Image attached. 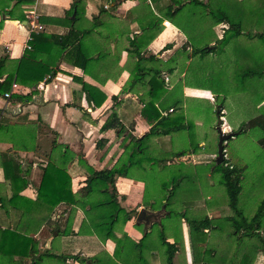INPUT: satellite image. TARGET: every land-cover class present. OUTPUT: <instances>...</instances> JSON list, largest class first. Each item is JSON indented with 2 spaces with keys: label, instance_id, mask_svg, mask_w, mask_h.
Returning <instances> with one entry per match:
<instances>
[{
  "label": "trees",
  "instance_id": "16d2710c",
  "mask_svg": "<svg viewBox=\"0 0 264 264\" xmlns=\"http://www.w3.org/2000/svg\"><path fill=\"white\" fill-rule=\"evenodd\" d=\"M89 1L96 6V12L89 15L85 12V0H72L60 17L38 14L39 23L58 22L65 27L64 30L61 32L31 30L26 41L28 46L23 48L19 57L8 59L0 56V77L4 74L0 79V94L8 91L12 82L31 86L49 78L58 69L60 60L77 66L83 73L102 82L109 76L115 77L124 66L123 64L120 67L118 64L121 48L130 57L129 75L121 85V91L127 89L136 94L137 102L142 104L137 111L149 123V127L139 137L131 135L122 120V112L120 114L118 111V107L121 108L127 100L122 102V98L111 94L110 111L99 126V131L113 128L116 135H122L123 150L114 163L109 167L94 169L83 158L76 157V162L85 169V177L84 183L75 191H71L70 177L63 169L49 161L42 168L36 199L48 202L49 208L60 201L71 205V210L79 208L83 213L80 230L85 229L94 233L100 241L106 238L114 241L111 255L102 251L101 254L89 257H79L77 254L70 256L81 264H136V261L139 264L149 260V257L146 259L143 254V247L146 245L160 249L166 264H180L174 262L176 256L174 252L181 250L182 240L173 238L172 241H168L166 228L175 224L179 225V219L182 218L187 224L189 243L193 253L191 264H212L210 261L224 224L232 226L233 237L223 264H253V257L257 252L264 254V199L250 215L245 214L243 207L238 205L242 178L240 166L227 163L226 159L219 163L213 160L209 164L212 166V171L219 172L218 181L224 186L225 204L230 213H224V208H221V213L217 215H208L205 212L199 217V215H192L194 212L191 214L187 212V205L181 206L180 210L172 208L171 197L176 189H179L177 186L182 184V180L177 177L181 173L180 169L185 170L182 162H173V157L184 154L188 147L151 154L148 141L151 136L177 132L181 127L190 128L189 124L192 123L185 121L183 114L175 113L176 109L162 113L156 107V101L166 90L162 72L171 71L172 67L168 69L165 66L163 69L162 66L167 64V61H162L156 53L142 55L140 51L143 36L147 35V31L154 23L156 34L160 30L159 24L163 18H167L182 31H185L182 23L191 24L194 27L200 23L213 24L222 21L227 25L220 37L214 36L213 46H208L206 43L193 44L192 37L200 38L203 35L201 30H193L192 35H189L191 44L187 47L185 44L182 45L177 53H183L186 58L209 52L219 54L230 39L233 40L238 35L249 36L252 39L249 44H233L231 47L236 54L248 55L249 58L241 57L234 62H227L226 65L232 66L231 69L239 85L247 88L249 93L264 89V0H153L155 16L150 17L149 21L145 19L137 33L127 27L119 29L117 25L111 24L106 19L110 15L107 5L115 0ZM2 2L4 4L1 7L4 8V6L7 7L9 0H0V3ZM31 2L33 0H14L12 7L6 9V13L13 16L12 10L16 5ZM150 5L144 2L140 7L145 11L147 9L151 14ZM114 7L113 4L112 8ZM248 8L249 11H247ZM15 18L25 19L23 9ZM120 36L126 40V44L117 47L118 45H115L118 44ZM111 41L116 43L114 45L117 48L116 52H111ZM169 45L165 43L160 50ZM183 65L184 62L179 63V70L183 69ZM194 65L196 66L190 59L188 68ZM199 65L196 66L197 69ZM195 75L201 80L205 78L200 73ZM75 78L80 82L86 101L91 106L101 104L105 93L97 85L81 77ZM7 97L13 101H23L27 93L18 95L9 91ZM223 106V100L216 101L215 110H218L219 115H223L221 111ZM263 106L264 93L259 97V107ZM250 125L258 127L263 132L259 140L264 146V109L246 121H240L238 126L230 131L241 132ZM125 138H128L127 142H124ZM105 140L104 137H97L95 148H100ZM198 146L196 141L193 148ZM175 164L177 166L173 167ZM155 165L167 173L175 170L179 173L170 174L173 182L161 194L158 191L155 192V186L149 192L148 183L142 178V174L149 173V176L153 177L151 182L154 180L155 183ZM116 176H128L143 181L142 203L150 210L160 211L159 217L151 219L155 216V212H150L137 218V212L134 209L122 206L117 200L114 185ZM188 177L187 173H182L180 176L185 180ZM132 216H134V225L141 230V236L137 240L131 238L122 229L124 222ZM115 231H118V234ZM222 238L220 246L224 243L225 235H222ZM175 243H179L180 246ZM27 255H30L32 263L36 264L43 255L65 259V255L50 251L37 254L32 252Z\"/></svg>",
  "mask_w": 264,
  "mask_h": 264
},
{
  "label": "crops",
  "instance_id": "0c3cea01",
  "mask_svg": "<svg viewBox=\"0 0 264 264\" xmlns=\"http://www.w3.org/2000/svg\"><path fill=\"white\" fill-rule=\"evenodd\" d=\"M71 1L33 0L31 3L16 5L12 10L13 16L7 14L6 9L12 7L14 0H9L7 7L4 6V8L1 7L4 3H0V56L8 59L17 58L25 47L31 31L28 20L15 18L22 9L25 13L27 9L34 7L39 15L60 17ZM85 1L86 14L96 12L95 4L89 0ZM144 2L151 4V14L147 9L145 11L140 7ZM110 4L111 1L107 8ZM114 5V8L112 6L108 8L110 15L106 19L111 24L117 25L119 29L127 27L137 33L145 19L149 21L150 17L155 16L153 0L152 2L151 0H115ZM41 24L47 31L61 32L65 28L58 22ZM226 25L222 21L213 24L200 23L194 27L191 24L182 23L183 30H185L182 31L167 18H163L159 24L160 30L156 34L154 23L151 28L153 30L149 29L147 35L143 36L140 53L142 55L156 53L162 61H167V64L162 66L163 69L165 66L168 69L172 67L171 71L162 72L166 90L155 103L160 112L175 110L177 107L183 110L186 108V117L189 119L192 117L191 109L194 106H191L188 100H193L192 103H195L200 99H205L215 104V95L221 94V100L224 102L225 97L222 93L213 92L207 86H197L188 80L185 82V77L196 73L203 75L206 71L199 68L203 61H210L212 57L215 60L217 57L220 62L223 61L219 66L226 65L225 62H234L241 57L249 58L248 55L236 54L231 47L233 44L247 45L252 39L249 36L238 35L235 39H230L217 56L209 52L201 56L186 58L183 53L177 52L182 45L185 44L187 47L191 44L189 35H192L193 30H201L203 34L200 38L192 37L193 44L214 45V36L220 37ZM165 43H169V47L160 50ZM115 44V41L110 42L111 52L117 51ZM125 44L126 40L120 36L115 46L122 47ZM165 51L168 53L164 54ZM129 58L126 51L121 48L118 64L120 67L123 64L124 66L115 77L109 76L102 82L83 73L77 66L60 60L54 74L39 81L36 85L26 86L17 82H14L13 87L10 85L8 91L18 95L27 93L25 100L13 101L0 94V232L9 231L0 233V264H36L32 263L31 256L27 255L32 252L37 254L50 251L65 255L64 260L43 255L38 264H81L70 255L89 257L101 254L102 251L109 255L112 254L114 241L111 238L100 241L94 233L79 229L83 215L79 208L71 210V205L64 204L62 201L49 208L50 204L37 200L36 194L42 168L47 161L68 173L70 189L75 191L84 183L85 177V169L76 162V157L83 158L92 168L99 169L111 166L122 153V135H116L113 128L99 131V126L110 111L111 94L122 98V102L127 100L121 108L118 107V111L120 114L122 112V120L131 135L139 137L149 127V123L137 111L142 104L137 102L136 94L127 89L121 91V85L129 75ZM190 59L196 66L201 63L199 70L195 65L188 68L187 64ZM181 62L186 64L183 65L182 70H179ZM3 76L4 74L0 79ZM75 77H81L97 85L105 93L101 104L91 106L86 101L84 92L80 88V82ZM241 89L249 93L247 88L242 86ZM223 109L224 106L221 111ZM193 125L202 124L196 118L192 127ZM177 135L182 144L189 142L188 131L185 127L179 128ZM100 136L106 140L100 148L96 149L95 140ZM169 139L168 134L151 136L148 141L150 153L156 154L159 151L162 152L161 150H169L171 148ZM127 141L128 138H125L124 142ZM192 141H197L200 147L205 142L202 135L196 139L193 138ZM199 150L190 149L185 152L186 154L184 153L191 158V162L198 164V168L203 165L194 155L201 154V161H206L207 154L210 155V153ZM182 156L183 154L179 158L182 159ZM143 184L144 182L137 178L116 176L114 185L117 200L127 209H134L137 213L143 211L142 215L155 212V216L151 219H156L159 213H156V210H150L142 203ZM204 201V197H198L197 207L200 208ZM195 203L191 207H195ZM207 210L211 212L213 207L209 206ZM210 212L206 213L210 215ZM179 222V225L175 224L166 228V238L168 241H172L173 238L182 240L181 250L174 252L176 255L174 262L191 264L193 253L189 243L187 224L182 218ZM122 229L134 240L141 236L140 228L134 225V216L124 222ZM115 233L118 234V231ZM178 244L175 243V245ZM151 247L153 246L143 247V254L146 259L149 257V260L139 264H166L163 261L161 250ZM150 248L151 252H149ZM227 251L228 247H221L218 243L210 262L223 264ZM136 262L138 264V261ZM262 263H264V254L258 252L253 257V264Z\"/></svg>",
  "mask_w": 264,
  "mask_h": 264
},
{
  "label": "rangeland",
  "instance_id": "374dc122",
  "mask_svg": "<svg viewBox=\"0 0 264 264\" xmlns=\"http://www.w3.org/2000/svg\"><path fill=\"white\" fill-rule=\"evenodd\" d=\"M150 7L152 6L150 5ZM166 53H168V51L164 52V54ZM213 55L217 56L218 54L213 53ZM222 62L223 61L220 62V60H217V57L216 60L212 57L210 61H203V64L199 69H204L206 71L203 73L205 78L201 80L197 78L195 74H190L185 79L193 83L202 84H196L197 86H207L211 91L222 93V95H224V109L222 110L223 116L221 117L220 125L221 129L227 132L234 130L238 126L239 121H246L249 117L253 116L261 109H264V106L259 107V97L262 93H264V89H259L252 93L243 91L241 89L242 86L239 85L237 78L233 74L231 69L232 66H219ZM226 63L227 62H225V64ZM170 79L171 78L169 77V80ZM221 97V94H216L214 97L215 102L220 101ZM192 101L193 100H188L191 106H194V108L191 109L192 117H189V119L186 117V108L184 111L182 108L177 107L175 113H179L181 115L183 114L185 116V121L187 120L192 124L197 118L199 123L202 125H193L192 127V124H189L190 128L186 127V129H189L187 130L189 142L184 143L185 145L177 138L178 131L168 134L170 138L168 142L171 147L169 150L172 151L188 147V150L193 149L197 151L200 148V152L210 153V155L207 154V157L205 158L206 161H201V154L197 156L194 155L195 158L200 159L198 161L202 162L203 166L200 168H198V164L191 162V158L186 156V153L183 154L182 159L179 158L181 155L173 157V162H182V167L185 170L180 169L181 173L177 178L182 180V184L178 185L177 188L179 189H176L173 193L171 197V206L173 209L175 208L180 210L181 206L187 205V212L190 214L194 212L192 215H199V217L205 212H210L207 210L209 206L213 207L210 215H217L221 213V208H224V213H230L231 211L225 204L226 194L224 186L218 181L220 178L219 172L212 171V166L209 165L213 162L216 155L218 139V133L215 127L217 120L215 104L213 101L209 102L205 99H200L195 103H192ZM200 135H202L205 142L201 144V147L198 146L197 148H193L196 141H192V139H196ZM261 136H263V132L258 127H254L252 125L247 126V128H244L241 132L233 134L224 141V154L222 159L219 161L221 162L226 159L227 163L241 167L242 178L240 181L241 190L238 195V205L242 206L245 214L248 215L252 214L259 202L264 199V146L259 140ZM191 143L192 145L190 146ZM161 151L162 152L159 151L158 153H165L164 150ZM175 166H177V164L173 165V167ZM155 167V183L154 180L151 182L153 177L151 178L149 173L142 174V178L147 181L149 192H151L152 187L155 186V192L158 191L159 194H161L166 191L167 186H170L173 182L170 174L172 173L176 175L179 173L176 170L171 173H167V171L158 169L157 165H155ZM182 173H187L189 177L186 180L185 178H180ZM184 197L188 199H183ZM198 197L205 198V201L201 204L200 208L197 207ZM194 203L196 208L191 207ZM196 211L197 213H195ZM159 212L160 211H157L156 213ZM222 230L223 231H221L222 233L219 236L220 240H217V244H221L223 239L222 235H225V239L223 241L224 243L221 247H228L229 249L233 237L232 226L224 224ZM7 232L9 231L5 230L0 233Z\"/></svg>",
  "mask_w": 264,
  "mask_h": 264
},
{
  "label": "water",
  "instance_id": "95a60500",
  "mask_svg": "<svg viewBox=\"0 0 264 264\" xmlns=\"http://www.w3.org/2000/svg\"><path fill=\"white\" fill-rule=\"evenodd\" d=\"M115 1H111V4L109 5L108 8H111V6L114 4ZM72 16V14H71ZM213 46V45H211ZM216 112V117H217V120H216V123H215V127H216V130H217V133H218V139H217V149H216V155L214 157V160L215 162H219L222 157H223V150H224V141L228 138V137H231L234 133H236V131H223L221 129V117L220 115L218 114V110L216 109L215 110ZM143 211H139L138 214H137V218H140V216L142 215Z\"/></svg>",
  "mask_w": 264,
  "mask_h": 264
},
{
  "label": "built area",
  "instance_id": "2783aa9c",
  "mask_svg": "<svg viewBox=\"0 0 264 264\" xmlns=\"http://www.w3.org/2000/svg\"><path fill=\"white\" fill-rule=\"evenodd\" d=\"M25 18L28 20L30 30L43 29V25L38 22V14L36 13L34 7H30L29 9H27V11L25 12ZM25 46H28L27 43L25 44ZM11 86H15V83L12 82ZM8 93L9 91H5L3 95L7 97Z\"/></svg>",
  "mask_w": 264,
  "mask_h": 264
}]
</instances>
